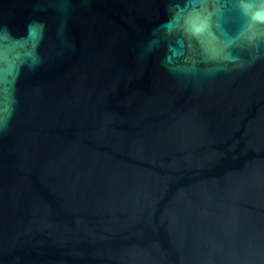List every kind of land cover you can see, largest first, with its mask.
<instances>
[{
	"label": "water",
	"instance_id": "95a60500",
	"mask_svg": "<svg viewBox=\"0 0 264 264\" xmlns=\"http://www.w3.org/2000/svg\"><path fill=\"white\" fill-rule=\"evenodd\" d=\"M0 264H264V0H0Z\"/></svg>",
	"mask_w": 264,
	"mask_h": 264
}]
</instances>
